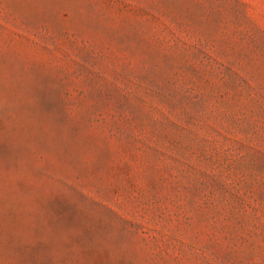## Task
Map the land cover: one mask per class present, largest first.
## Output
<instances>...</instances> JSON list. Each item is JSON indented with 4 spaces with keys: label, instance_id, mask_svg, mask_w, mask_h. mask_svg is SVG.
<instances>
[{
    "label": "rangeland",
    "instance_id": "rangeland-1",
    "mask_svg": "<svg viewBox=\"0 0 264 264\" xmlns=\"http://www.w3.org/2000/svg\"><path fill=\"white\" fill-rule=\"evenodd\" d=\"M0 264H264V0H0Z\"/></svg>",
    "mask_w": 264,
    "mask_h": 264
}]
</instances>
